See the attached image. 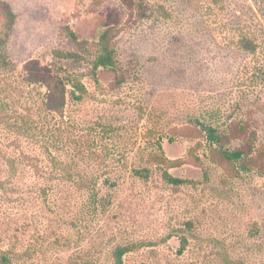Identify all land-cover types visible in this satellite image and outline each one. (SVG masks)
<instances>
[{"label": "rangeland", "instance_id": "374dc122", "mask_svg": "<svg viewBox=\"0 0 264 264\" xmlns=\"http://www.w3.org/2000/svg\"><path fill=\"white\" fill-rule=\"evenodd\" d=\"M0 1L17 16L0 69V264H113L119 246L133 247L124 264H264V0ZM105 30L116 69L94 72ZM31 60L84 99L44 112ZM202 125H245L233 146L253 140L254 169L219 161Z\"/></svg>", "mask_w": 264, "mask_h": 264}, {"label": "trees", "instance_id": "16d2710c", "mask_svg": "<svg viewBox=\"0 0 264 264\" xmlns=\"http://www.w3.org/2000/svg\"><path fill=\"white\" fill-rule=\"evenodd\" d=\"M129 10L133 9V0H120ZM0 69H10L11 60L8 54V44L12 35V31L16 24L17 16L12 7L7 2L0 1ZM111 30L103 31L97 42V52L94 56L93 71L97 72L100 68L116 69V54L115 49L110 39ZM72 40L77 41L75 34H71ZM246 49L253 50L252 44H248ZM60 69L55 64L42 65L38 60L28 61L24 65V71L27 76L25 81L30 85H39L45 88V94L42 101V109L44 112L53 116H63L67 105L68 96L74 102H81L87 90L80 80L63 76ZM69 82L72 83V90L69 89ZM201 130L205 133L206 140L212 147L214 155L225 163L241 164V169L244 171H252L254 164L244 163L249 159L253 150L254 142L251 140L250 149L234 147V142L242 140L247 142L248 129L245 125H238L236 128H228L227 130H220L214 127L201 126ZM254 136L256 134H253ZM252 139V138H251ZM257 159L264 160V150L258 148L256 150ZM255 159V158H254ZM253 159V160H254ZM256 160V159H255ZM168 163L169 169L177 168L182 164L180 159L165 160ZM11 168L15 169V160H11ZM169 169L163 172L164 181L173 187H180L186 183L187 180L176 178L169 173ZM262 173L261 171H259ZM134 174L141 179H148L150 170L147 168L134 170ZM102 206L106 207L109 202L102 198ZM180 249L178 253L182 255L189 246V240L185 237L180 240ZM133 251V247L119 246L112 252L113 264H124V257ZM3 264H12L9 258H2ZM236 262L227 256H215L211 258L209 264H235Z\"/></svg>", "mask_w": 264, "mask_h": 264}]
</instances>
